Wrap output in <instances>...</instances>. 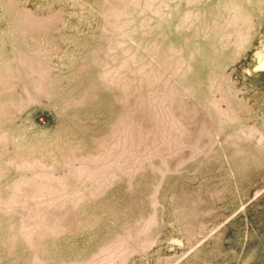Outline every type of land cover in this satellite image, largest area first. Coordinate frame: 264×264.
<instances>
[{"label": "rangeland", "instance_id": "1", "mask_svg": "<svg viewBox=\"0 0 264 264\" xmlns=\"http://www.w3.org/2000/svg\"><path fill=\"white\" fill-rule=\"evenodd\" d=\"M0 264H264V0H0Z\"/></svg>", "mask_w": 264, "mask_h": 264}]
</instances>
